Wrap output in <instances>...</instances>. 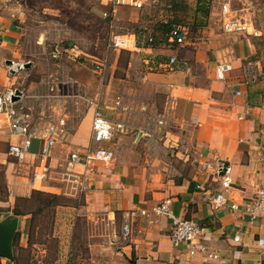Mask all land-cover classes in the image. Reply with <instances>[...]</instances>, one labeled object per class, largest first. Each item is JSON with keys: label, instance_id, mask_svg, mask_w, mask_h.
Here are the masks:
<instances>
[{"label": "crops", "instance_id": "crops-1", "mask_svg": "<svg viewBox=\"0 0 264 264\" xmlns=\"http://www.w3.org/2000/svg\"><path fill=\"white\" fill-rule=\"evenodd\" d=\"M16 3V0H0V90L22 88L26 93L33 89V82L21 85L6 65V60L16 59L22 35L14 19L19 11ZM212 19L209 16L207 23L198 28L196 34L202 33L203 39L195 47L169 50L161 40L147 46L139 37L135 49L126 52L125 72L117 79L119 93L134 101L146 102L149 108L165 115L166 125L161 133H149L138 118L133 121L131 131L116 132L110 141L104 142L109 146L113 139H136V148L130 153L116 154V160L110 165L97 164L88 169L80 164L67 165L69 151L84 150L89 145L91 113L86 112L66 145L52 149L50 164L53 167L57 162L59 172L70 168L84 173L83 208L90 216L103 211L109 218L116 222L123 219L124 223V215L130 209H149L169 199L175 216L207 224V233L201 241L222 254V260L203 262L201 259V264H264V224L248 225L228 206L231 202L241 204L252 198L258 186L264 184V76L250 86L233 84L230 87L215 77L217 60L225 53L226 45H231L239 58L232 62L231 81H238L241 62L250 61L262 71L264 62L262 65L255 56L257 38L249 33L224 34ZM172 54L176 55L177 62L170 66L168 59ZM238 88L241 95H235ZM106 103L103 113L112 119L111 100ZM18 138L6 126H0V164L6 190L5 199L0 200V220L11 216L5 209L12 208L16 199L7 194V182L17 168L7 149ZM34 140L32 151L37 152L39 141L35 148ZM171 148L176 149L174 158L167 155L173 151ZM216 163L227 165L224 171L231 182L226 192L221 174L213 171ZM43 185L37 190L69 192L64 182L63 186ZM221 191L226 194L227 205L214 210L209 201ZM58 207L61 206L56 210ZM28 217L29 214L18 216L16 227L26 238ZM153 218L138 214L128 219L129 243L120 252L126 256L130 248L136 257L132 264H187L185 249L170 243L172 219L161 218L156 222ZM235 235L240 236L239 240H234ZM73 242V233L59 240L63 252L58 253L53 264H74ZM8 261L11 260L0 258V264H14ZM40 263L47 264L45 257Z\"/></svg>", "mask_w": 264, "mask_h": 264}, {"label": "rangeland", "instance_id": "rangeland-1", "mask_svg": "<svg viewBox=\"0 0 264 264\" xmlns=\"http://www.w3.org/2000/svg\"><path fill=\"white\" fill-rule=\"evenodd\" d=\"M16 1L19 11L14 19L21 27L22 35L13 61H30L31 64L28 69H21L16 73L15 79L21 85L30 82L34 85L32 90L26 92L32 97L25 98L21 103L33 106L36 111L44 106L47 113H50L51 106L57 104V101L45 102L39 95L54 93L57 88L71 93L70 98L65 102L61 101L68 117L70 133L84 113L88 112L81 98L83 94L95 96L102 90L105 92L104 98L110 102L119 93L117 79L124 75L128 50L109 47V39L113 35L134 34L135 37H141L143 32L149 31L158 37L154 28L170 21L188 25L193 34L200 27L195 24L194 19L196 0H177L175 9L170 6V0H154L139 10L120 6L117 7L116 15L110 18L103 17V11L109 8L103 0ZM253 1L259 3V6L253 14L247 13V29L250 27L249 36L257 38L258 53L255 56L262 63L264 0ZM72 44L76 45L79 53L73 60L65 52L67 46ZM57 49L59 54L54 55L53 52ZM104 60L105 67L99 69ZM37 145V140H34V147H38ZM108 145L117 155L121 152L130 153L136 148L134 139H113ZM171 149L173 151H169L167 155L174 158L176 149ZM30 150H33V144ZM54 163L51 178L45 184L63 186V182L59 180L60 166L57 162ZM51 193L60 194L56 191ZM69 193L70 190L68 194H61L73 199L76 207L61 206L57 210L55 207L53 211L39 216L30 239L31 246L18 254L19 264H42L40 261L43 262L44 257L47 264H53L61 251L59 240L63 241L71 233L74 237V264H132L136 257L130 252V248L126 256L120 252L124 244L129 243V236L123 235V219L116 222L103 211L90 216L83 208L85 196ZM33 206L28 204L26 210ZM24 233L27 234L26 230ZM27 240L26 236L20 234L19 245L26 247Z\"/></svg>", "mask_w": 264, "mask_h": 264}, {"label": "built area", "instance_id": "built-area-1", "mask_svg": "<svg viewBox=\"0 0 264 264\" xmlns=\"http://www.w3.org/2000/svg\"><path fill=\"white\" fill-rule=\"evenodd\" d=\"M154 0H103L109 7L103 11L104 18L114 17L117 7L124 6L134 9H142L151 4ZM209 1V16L212 17V23L217 24L224 34L240 35L242 33H251L247 29L246 15L253 14L258 9L259 3L253 0H207ZM132 37V45H127L125 39ZM141 42L147 46L156 43L152 32H143ZM203 39L202 33L193 34L190 27L185 24H173L162 36V45L169 49H180L182 47H195ZM139 37L133 34H117L109 39V47L114 49H126L132 51L137 45ZM76 45H68L65 52L70 59H74L79 53L76 51ZM222 56L217 60L215 77L225 83L227 87L233 84H242L250 86L264 76L263 71L250 61L241 62L239 68L238 81H231V73L234 70L232 62L239 60L234 54L231 45L223 47ZM54 55L59 54L57 49ZM177 62L175 54L169 55L168 65L172 66ZM24 62H12L14 70L20 69ZM99 69L105 67L101 61ZM9 68V67H8ZM101 71V70H100ZM17 71L16 73H18ZM17 89V88H16ZM16 89H6L0 91V126H6L11 134L18 136V141L8 145L7 154L12 157L17 164L7 182V194L9 197H29L32 191L41 188L43 184L51 178L53 172L50 164L52 149L57 145H66L70 128L67 114L64 111L63 104L71 93L62 92L59 88L54 93L39 95L43 101H57L53 104L52 111L47 113L46 108L42 106L38 111L33 106L23 102L25 98L32 97L29 94L20 91L17 100H12ZM241 89L235 90V95H241ZM105 92H97L95 96H81L87 106V111L91 113V134L89 145L84 150L69 151L66 157L67 165L80 164L85 169L101 165H110L116 160L115 151L104 142L110 141L114 133H125L133 129V121L141 118L144 129L149 133H161L166 125V116L158 113L154 108H149L146 102H138L122 93H116L111 100V108L114 112V118L109 119L103 113V105H107L104 100ZM242 118V117H239ZM137 132L135 134L136 138ZM39 141L37 152L31 151L32 141ZM136 141V139H135ZM210 167L209 164L205 165ZM227 165L216 163L213 171L219 174L223 167ZM211 167V168H212ZM60 174V181L64 182L70 190V195H83L85 191L84 173L65 168ZM224 192L230 186V178L226 171L221 175ZM224 192H218L211 197L209 203L212 209L220 210L227 205V197ZM229 208L239 213L248 225H254L256 222L264 224V184L258 186L254 196L241 204L231 202ZM150 216L154 221L159 222L161 218H171L172 227L169 233L170 243L174 247H182L187 254V264H201V259L205 261L222 260V254L219 251L212 250L201 241L206 235L207 228L198 222L185 217L175 216L170 208V200L166 199L153 204L149 209H130L125 215L123 224V235L129 236L131 228L128 219L136 215ZM240 236L235 235L234 240H239ZM263 243L262 239L259 240ZM200 258V259H198Z\"/></svg>", "mask_w": 264, "mask_h": 264}, {"label": "trees", "instance_id": "trees-1", "mask_svg": "<svg viewBox=\"0 0 264 264\" xmlns=\"http://www.w3.org/2000/svg\"><path fill=\"white\" fill-rule=\"evenodd\" d=\"M176 1L177 0H170L169 4L172 8H176ZM194 19L195 24L204 26L207 23V18L209 17V1L207 0H196L195 6H194ZM205 20V21H202ZM178 24L175 21H170L166 24H161L158 27H155L154 30L157 33L155 36L156 41L162 40V36L168 29L173 25ZM4 171H3V165L0 164V200L5 199L6 190H5V183L3 181ZM30 204L33 206L30 209L26 210V206ZM76 206V204L73 202V199L70 197H66L62 194H56L41 190H34L32 191L31 195L29 197H18L15 199L14 205L12 208H6L5 211L7 214H10L12 219V227H17V217L22 215H28L29 217L27 219L26 224V233H27V246H21L19 245V238L21 232L17 230L15 232L13 242H12V249H13V259L10 262H13L14 264H19V258L18 254L21 251H25L27 247L31 246V236L32 232H34L35 229V221L37 218L43 214H47L54 210L57 206ZM117 217V214L115 218ZM200 225L207 226V224H204L203 222L199 223ZM24 230V231H25Z\"/></svg>", "mask_w": 264, "mask_h": 264}, {"label": "water", "instance_id": "water-1", "mask_svg": "<svg viewBox=\"0 0 264 264\" xmlns=\"http://www.w3.org/2000/svg\"><path fill=\"white\" fill-rule=\"evenodd\" d=\"M30 61L24 62L21 69H28L30 67ZM6 65L9 67L11 74H16L20 69L14 70L12 67V60H6ZM20 95V91L16 89L12 96V100H17ZM225 166L223 167L220 174H224ZM16 232V228L12 227L11 216H5L0 220V258L8 260L13 259L12 242Z\"/></svg>", "mask_w": 264, "mask_h": 264}, {"label": "bare ground", "instance_id": "bare-ground-1", "mask_svg": "<svg viewBox=\"0 0 264 264\" xmlns=\"http://www.w3.org/2000/svg\"><path fill=\"white\" fill-rule=\"evenodd\" d=\"M248 29H250V27H249ZM125 41H126L127 45H132V38L127 37V38L125 39Z\"/></svg>", "mask_w": 264, "mask_h": 264}]
</instances>
